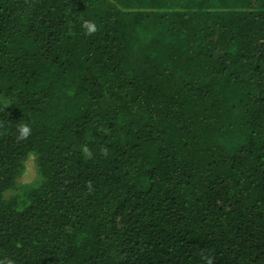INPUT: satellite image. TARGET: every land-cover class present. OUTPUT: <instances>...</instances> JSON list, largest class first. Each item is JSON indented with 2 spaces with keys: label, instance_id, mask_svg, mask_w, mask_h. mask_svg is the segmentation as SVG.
<instances>
[{
  "label": "trees",
  "instance_id": "16d2710c",
  "mask_svg": "<svg viewBox=\"0 0 264 264\" xmlns=\"http://www.w3.org/2000/svg\"><path fill=\"white\" fill-rule=\"evenodd\" d=\"M209 259L264 264V0H0V261Z\"/></svg>",
  "mask_w": 264,
  "mask_h": 264
},
{
  "label": "rangeland",
  "instance_id": "374dc122",
  "mask_svg": "<svg viewBox=\"0 0 264 264\" xmlns=\"http://www.w3.org/2000/svg\"><path fill=\"white\" fill-rule=\"evenodd\" d=\"M43 181L39 171L38 155L32 153L23 164V172L17 178L14 188L4 195V199L14 198L19 208L26 203V194L38 187Z\"/></svg>",
  "mask_w": 264,
  "mask_h": 264
},
{
  "label": "clouds",
  "instance_id": "9594fccd",
  "mask_svg": "<svg viewBox=\"0 0 264 264\" xmlns=\"http://www.w3.org/2000/svg\"><path fill=\"white\" fill-rule=\"evenodd\" d=\"M83 29L87 32V34L91 35L94 34L97 31V26L92 21H84L83 23ZM31 126L29 124L20 123L17 126V132H18V139H26L31 134ZM0 264H5V262L0 261ZM7 264H11V262H7ZM208 264H212V261L209 259Z\"/></svg>",
  "mask_w": 264,
  "mask_h": 264
}]
</instances>
